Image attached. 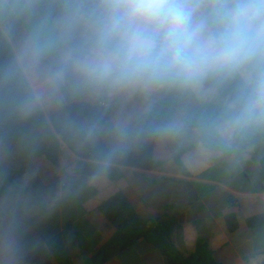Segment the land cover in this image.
<instances>
[{
  "label": "clouds",
  "instance_id": "1",
  "mask_svg": "<svg viewBox=\"0 0 264 264\" xmlns=\"http://www.w3.org/2000/svg\"><path fill=\"white\" fill-rule=\"evenodd\" d=\"M257 131L264 0H0V264H29L37 226L147 145L199 163ZM44 147L47 184L11 176Z\"/></svg>",
  "mask_w": 264,
  "mask_h": 264
},
{
  "label": "crops",
  "instance_id": "2",
  "mask_svg": "<svg viewBox=\"0 0 264 264\" xmlns=\"http://www.w3.org/2000/svg\"><path fill=\"white\" fill-rule=\"evenodd\" d=\"M47 149L44 147L32 157L18 155L11 162V176L34 169L41 173L40 182L47 184L56 167L47 159ZM154 158L164 163L162 170L122 167L124 177L115 181L110 190L87 193L65 202L37 226L40 243L36 248L68 228L74 264H91L96 253L116 234V228L99 207L122 192L144 219L177 217L173 240L182 253L192 254L198 238L206 237L221 264H264V227L252 229L247 224L248 219L264 214L260 175L264 141L248 150L234 148L228 159L217 152L194 163L187 153L183 162L190 176L181 173L174 156L157 145ZM229 215L238 219L239 229L235 233L229 231L226 221ZM106 264H167V261L141 240L130 249L116 252Z\"/></svg>",
  "mask_w": 264,
  "mask_h": 264
},
{
  "label": "trees",
  "instance_id": "3",
  "mask_svg": "<svg viewBox=\"0 0 264 264\" xmlns=\"http://www.w3.org/2000/svg\"><path fill=\"white\" fill-rule=\"evenodd\" d=\"M184 102V100L170 99L165 102V108H173L182 105ZM214 110L212 105H207L202 109L205 114H211ZM263 141L264 131H257L239 141L234 148L248 150ZM155 147L156 145L153 144L147 145L141 152L130 157L122 167L149 171L162 170L164 163L156 161L154 158ZM234 148L218 151V153L228 159L233 156ZM187 153L189 152L183 151L179 156H174V161L181 173L190 176L191 174L183 162V157ZM45 155L56 166L59 158L57 151L48 147ZM260 175L261 187L264 191V160L261 164ZM123 177V172L119 170L114 180L118 181ZM99 211L116 228V234L96 253L91 264H106L116 252L130 249L141 240L156 249L166 259L167 264H221L215 258L210 241L206 237L198 238L195 251L192 254L182 253L173 240V230L177 225V217L166 215L159 220L144 219L122 192L103 202ZM226 221L231 233H235L239 229L236 215L227 216ZM247 224L252 229L264 227V214L248 219ZM66 231L47 241L45 245L36 248L31 254L29 264H74Z\"/></svg>",
  "mask_w": 264,
  "mask_h": 264
},
{
  "label": "rangeland",
  "instance_id": "4",
  "mask_svg": "<svg viewBox=\"0 0 264 264\" xmlns=\"http://www.w3.org/2000/svg\"><path fill=\"white\" fill-rule=\"evenodd\" d=\"M184 103H187V101H185ZM184 103H183V104H184Z\"/></svg>",
  "mask_w": 264,
  "mask_h": 264
}]
</instances>
